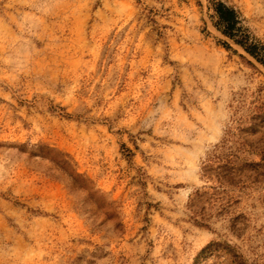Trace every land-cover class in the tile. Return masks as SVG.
<instances>
[{"label":"rangeland","instance_id":"1","mask_svg":"<svg viewBox=\"0 0 264 264\" xmlns=\"http://www.w3.org/2000/svg\"><path fill=\"white\" fill-rule=\"evenodd\" d=\"M215 2L264 44V0H0V264H264V161L204 173L264 102Z\"/></svg>","mask_w":264,"mask_h":264},{"label":"trees","instance_id":"2","mask_svg":"<svg viewBox=\"0 0 264 264\" xmlns=\"http://www.w3.org/2000/svg\"><path fill=\"white\" fill-rule=\"evenodd\" d=\"M212 7L216 30L264 68V44L256 41L242 26L240 14L223 2H215ZM236 124L230 138L216 148L204 167L205 175L215 174L220 185L231 186L238 183L237 178L243 176L245 167L249 168L248 172H253L254 180L261 176L259 171L253 170L258 165H247L246 157L258 155L264 161V102L255 105L247 116L238 118Z\"/></svg>","mask_w":264,"mask_h":264}]
</instances>
